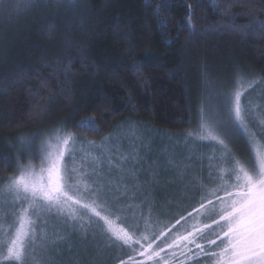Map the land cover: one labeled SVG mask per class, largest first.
Here are the masks:
<instances>
[{
	"label": "trees",
	"instance_id": "trees-1",
	"mask_svg": "<svg viewBox=\"0 0 264 264\" xmlns=\"http://www.w3.org/2000/svg\"><path fill=\"white\" fill-rule=\"evenodd\" d=\"M81 3L76 15L43 0L19 14L0 12V89L8 90L0 91V186L18 169L17 160L21 165L30 159L41 136L67 131L100 138L126 123L184 136L196 130L202 95L221 91L222 84L231 89L236 73L243 80H264V32L257 26L264 21V0ZM190 14L195 35L186 30ZM50 23L55 25L51 31ZM134 64L144 67L133 69ZM89 118L100 131L77 126ZM35 137L31 150L22 147L23 140ZM199 169L196 179L205 176ZM149 190L152 198L141 204L145 216L123 223L114 215L115 225L139 241L133 245L135 261L195 264L189 249L195 252V244L205 243L200 238L208 233L205 226L215 227L211 217L213 206L220 208L217 197L202 198L197 189L159 199L153 197L156 187ZM185 236L189 241L181 239ZM149 242L166 247L169 261L164 262L163 250L153 259L139 255ZM111 247L128 248L119 242ZM130 254L126 250L106 264H120Z\"/></svg>",
	"mask_w": 264,
	"mask_h": 264
},
{
	"label": "snow or ice",
	"instance_id": "snow-or-ice-1",
	"mask_svg": "<svg viewBox=\"0 0 264 264\" xmlns=\"http://www.w3.org/2000/svg\"><path fill=\"white\" fill-rule=\"evenodd\" d=\"M41 2L42 0H0V12L7 15L19 14L33 9ZM43 2L53 3L58 9L73 15H76L82 6L81 0ZM189 12L191 13V9ZM185 21L186 30L195 35L196 28L192 23L191 14L185 17ZM257 26L264 32V21H258ZM54 27L55 25L50 23L49 31ZM143 67V64L132 65L133 69ZM204 79L207 83V76ZM232 83L235 86L233 90H226L229 87L227 84L219 86L222 90L216 93V103H211L210 97L201 96L194 115L196 130L185 134L194 141H207L209 146H219L224 155L235 163L228 176L220 178L222 183L219 191L225 192L226 196L220 197L219 191L210 193L217 197L220 208L218 211L215 206L212 208L214 215L211 219L215 227L205 226L208 233L200 237L205 243L195 244V252L189 249L195 264H264V107L254 106L247 99L251 91H255L264 81L245 82L240 74L236 73ZM245 83L247 87L244 86ZM0 91L7 94L8 90L4 87ZM254 107L259 110L253 112ZM77 126L88 131L101 130L97 127L95 118L81 120ZM36 139L38 137L23 140L22 147L31 150ZM53 139L55 143L52 142ZM75 139L73 133L65 131L63 135L57 134L44 142L37 152L42 164L38 172L32 167L20 165L17 160L18 174L10 178L8 192L20 205L21 227L16 230L9 244L4 246L6 251L0 252V255L15 264H30L29 251L38 242H46L47 237L38 235L35 229H32L29 235L24 225L33 223L29 219V210H35L38 215L39 211L43 210L42 205H47V210L54 208L59 213H65L73 221L79 218L76 215L78 208L90 213L89 223L91 216L102 219L108 225V238L113 243L119 242L121 246H128L130 249L128 260L121 259L120 264H140L134 259L137 249L133 247L139 244V241L133 240L127 232L120 234L111 227L108 217L101 216L96 203L102 193L98 188L89 187L77 179V169L70 166L74 164L76 153L74 149L69 151V145L74 144ZM241 139L248 146L243 162L237 159L229 147V144H236ZM233 177L235 183L226 182ZM89 197L93 198L90 203H82ZM209 203L211 204V200ZM24 204H27V207H24ZM201 206L203 207V203ZM79 227L87 231L84 224ZM181 239L189 241L187 236ZM190 242L195 243L194 240ZM51 243L55 244L56 241ZM176 243L174 239L169 247ZM42 247H46V244H42ZM147 249H152L151 242L148 243ZM139 255H147L148 259H153L160 253L155 250L145 252L141 249ZM156 264H160V261Z\"/></svg>",
	"mask_w": 264,
	"mask_h": 264
},
{
	"label": "rangeland",
	"instance_id": "rangeland-1",
	"mask_svg": "<svg viewBox=\"0 0 264 264\" xmlns=\"http://www.w3.org/2000/svg\"><path fill=\"white\" fill-rule=\"evenodd\" d=\"M244 86L247 87V84ZM216 93L217 91L212 90L207 94L211 103L217 102ZM262 97L264 83L251 91L247 99L254 106L264 107ZM258 110L255 107L252 109L253 112ZM57 134L41 136L36 144L38 149L31 151L30 159L21 165L32 167L38 172L42 164L37 152L44 142ZM74 137L75 143L69 145V151L74 149L76 155L74 164L70 166L77 169V179L89 187L98 188L102 193L96 200L98 210L101 211V216L108 217L111 227L120 233L126 231L115 225L114 215L123 223L145 216L141 204L152 198L149 187H156L158 194L153 197L159 199L161 196L175 199L178 193L182 197L185 192L197 189L203 194L202 198H206L210 193L219 191L222 183L220 178L227 177L235 167V163L224 155L219 146H209L207 141H194L186 135H161L134 123L122 124L100 138H84L77 134ZM52 142L55 143V140ZM229 147L238 160L241 159L239 156L242 152L246 153L248 149L243 139L236 144H229ZM198 168V171L204 168V178L196 179ZM17 174L18 169L0 186V252L6 251L4 246L9 244L16 230L21 227L20 205L8 192L10 178ZM174 178L177 180L173 181ZM226 182L229 183L228 180ZM92 199L89 197L82 203H90ZM42 209L38 215L35 210H29V219L33 223L24 225L29 235L35 229L38 235L47 237L46 242H38L29 251L30 264H77L86 260L90 264L97 261L106 264L126 250L130 251L127 247H111L108 225L95 216H91L89 223L90 213L83 209L78 208L76 215L79 218L75 221L54 208L47 210V205H42ZM80 224L85 225L86 232L80 229ZM52 241L56 243L52 244ZM42 244H46V247H42ZM143 250H155L161 254L162 250L164 253L167 249L152 247L150 250L145 247ZM164 257L161 255L160 259L169 261L170 258L165 253ZM0 263L15 264L5 260L2 255Z\"/></svg>",
	"mask_w": 264,
	"mask_h": 264
},
{
	"label": "water",
	"instance_id": "water-1",
	"mask_svg": "<svg viewBox=\"0 0 264 264\" xmlns=\"http://www.w3.org/2000/svg\"><path fill=\"white\" fill-rule=\"evenodd\" d=\"M0 264H6V263H0ZM7 264H11V263H7Z\"/></svg>",
	"mask_w": 264,
	"mask_h": 264
}]
</instances>
